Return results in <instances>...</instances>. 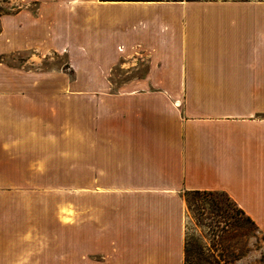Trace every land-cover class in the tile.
<instances>
[{"label": "crops", "instance_id": "crops-1", "mask_svg": "<svg viewBox=\"0 0 264 264\" xmlns=\"http://www.w3.org/2000/svg\"><path fill=\"white\" fill-rule=\"evenodd\" d=\"M56 122L74 221L54 222ZM197 190L264 234V1L0 0V264H53L54 243L72 264H185Z\"/></svg>", "mask_w": 264, "mask_h": 264}, {"label": "rangeland", "instance_id": "rangeland-1", "mask_svg": "<svg viewBox=\"0 0 264 264\" xmlns=\"http://www.w3.org/2000/svg\"><path fill=\"white\" fill-rule=\"evenodd\" d=\"M225 1L254 2L264 0ZM21 60L23 62L25 58L22 57ZM52 64L54 81L61 82L75 77L67 59L54 55ZM144 73V67L140 71L131 73L117 70L113 78L126 80L139 77ZM79 75L81 80L88 78L92 75V69L80 70ZM80 83L82 84V81ZM61 89L60 86L54 84V94L63 93ZM71 89L76 92L80 87L73 84ZM25 99H27L26 96L22 99V103L26 104L27 100ZM68 102L69 100H64L63 104L67 105ZM59 119L58 121L63 122L61 117ZM60 128V124L56 122L54 124L53 150L54 203L67 201L69 208L67 211L65 208L60 209L59 204H54V222L75 220L72 217L75 216V191L77 188L75 181L76 152L67 150L69 145H65V149L62 148ZM185 198L188 205L185 264H264V234L227 194L224 192L215 194H189L186 192ZM68 214L69 218L67 219L65 216ZM65 230L67 234L69 229ZM55 246L54 243V250L51 254L53 264H72V262H68L74 256L70 253L71 249L66 246L62 247V245L56 246V248Z\"/></svg>", "mask_w": 264, "mask_h": 264}, {"label": "trees", "instance_id": "trees-1", "mask_svg": "<svg viewBox=\"0 0 264 264\" xmlns=\"http://www.w3.org/2000/svg\"><path fill=\"white\" fill-rule=\"evenodd\" d=\"M128 1H164V0H128ZM188 1H200V0H188ZM218 192H222V191H199V190H197V191H189V192H187V193H189V194H201V193H204V194H215V193H218ZM225 193V192H224ZM225 194H227V193H225ZM228 195V194H227ZM240 209V208H239ZM243 213H244V211L242 210V209H240ZM249 219H251L250 217H249ZM252 220V219H251ZM253 221V220H252ZM254 222V221H253ZM255 223V222H254ZM185 262H186V260H185Z\"/></svg>", "mask_w": 264, "mask_h": 264}]
</instances>
